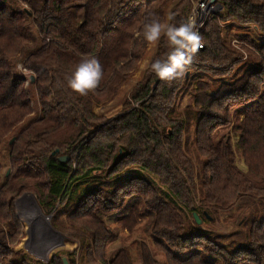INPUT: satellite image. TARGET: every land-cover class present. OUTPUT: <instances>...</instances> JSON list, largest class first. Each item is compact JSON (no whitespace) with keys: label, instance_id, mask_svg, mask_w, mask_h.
Here are the masks:
<instances>
[{"label":"trees","instance_id":"trees-1","mask_svg":"<svg viewBox=\"0 0 264 264\" xmlns=\"http://www.w3.org/2000/svg\"><path fill=\"white\" fill-rule=\"evenodd\" d=\"M192 1L0 0V264H32L13 248L22 238L15 201L26 191L53 228L73 230L79 253H65L73 263L84 255L92 264H264L258 209L248 215L247 235L225 244L193 217L211 221L246 206L264 209V145L249 142L254 133L264 137V43L243 34L258 54L239 60L233 74L232 64L219 72L242 54L223 36L227 28L211 23L236 18L264 36V0H213L221 12L206 20L204 47L192 63L212 58L202 68L212 74L190 66L167 83L149 73L116 117L93 111L113 99L140 60L146 40L135 33L153 18L185 22ZM158 45L156 55L164 56L166 39ZM85 56L99 60L104 77L80 96L66 77ZM18 65L34 79L26 82ZM181 94L195 109L192 134L193 112H177ZM141 223L163 263L143 241L136 254L128 247L106 253L118 229L131 232ZM58 261L53 256L47 264Z\"/></svg>","mask_w":264,"mask_h":264},{"label":"rangeland","instance_id":"rangeland-1","mask_svg":"<svg viewBox=\"0 0 264 264\" xmlns=\"http://www.w3.org/2000/svg\"><path fill=\"white\" fill-rule=\"evenodd\" d=\"M200 2V0H194V2L192 1L191 3V13L193 11L196 10L197 8V4ZM215 8L212 9V11H210L209 15L202 20V22L198 23L199 29H201V31L203 30L204 24L206 22V20H208L211 16H214L215 14L221 12V6L217 4V8L216 5H213ZM190 15V13L188 14V16ZM189 18V17H188ZM187 18V19H188ZM224 20H218L215 19V21H212L211 23L213 24V22H218L219 26L221 27H225L227 28L225 31H223V36L230 40V44L231 46L237 50L238 53L242 54V58H236L233 61L228 60L225 61L223 64L219 65L220 68L223 69H219V72H225L226 69H224V67L222 66H230V64L233 65V70L230 71L231 74H233L237 68V66L239 65V62L244 61V60H248L251 57V54H258L257 51L255 50L254 46H252L250 43H248L247 41L241 40V36L243 34H249L251 35L253 38H255L256 40H258V43H264V36H262L261 34H259L257 31L253 30L251 28V25L247 26V25H243L241 24L240 20L236 19V18H223ZM210 27H208L209 29ZM201 31L199 30L200 34ZM257 44V43H256ZM141 58L140 60L136 63L134 69L129 73V75L126 78V81L122 84L121 88H119L116 93H114V97L113 99H111L109 102L103 104V105H98L95 106L93 108L94 113L99 116V117H104V118H108V119H112L114 117H116L122 110L123 105L125 104L126 101L129 100V96L130 93L132 91V89L141 81L144 80V78L147 76V74H149L150 72L148 71H143L141 72L140 68H141V64L142 62L147 59V58H151V59H155L156 58V54H159V45H155V46H151L149 45V43L146 41V45L144 47V49L141 50L140 52ZM162 54H166L162 53ZM199 55H201L200 53H198ZM163 56H157L158 58H162ZM254 59V58H253ZM199 64L200 65H190V66H196L201 69L198 68V70H200V72H205L207 74H212L213 72H206L204 71V69L202 68H208V66H211L212 64V58H208L207 60L205 59H198ZM241 60V61H239ZM197 62V61H195ZM231 62V63H230ZM189 66V67H190ZM188 67V68H189ZM192 68V69H197V68ZM202 70V71H201ZM223 70V71H221ZM24 72V71H22ZM188 72V71H187ZM25 77H26V82H28L29 76H33L30 72H24ZM230 73L226 75H222L224 78L230 76ZM31 74V75H29ZM34 79V76H33ZM32 81V80H31ZM31 97L35 98V94L34 91L32 90L30 93ZM244 99V97H243ZM190 98L187 95H179V99L177 102V107L178 110L177 112H180V114H182L183 116H185V112L187 110H191L193 113H191L188 118L191 121V125L189 126L190 128V133L192 134L193 129H194V124H195V109L193 107L190 106V108H188V105L190 104ZM194 109V110H193ZM34 112V111H33ZM249 142L250 144L258 149L260 148L262 145H264V137H260V135H258V133H254L249 137ZM6 148V147H5ZM6 149L2 150V157L5 158L6 157ZM247 158L250 159V161L252 162V158L249 156V154L246 156ZM6 161V160H4ZM239 162V166L241 167V169H244L242 167H244L243 163L241 160L238 161ZM259 162L260 165L262 167V169H264V155H262L259 158ZM253 163V162H252ZM6 166L3 167L2 172H7L6 171ZM10 171L8 170V173ZM7 173V174H8ZM30 195L33 199V201H35V197L31 192H24L22 195H20L16 201H15V206L17 207V214L19 216V218L22 221V238L19 240V242L13 246L14 250L17 251L20 254L23 255H27L30 257V262L32 264H47L51 258L53 256H56L57 258H59V261L57 262V264H62V262L60 261L61 257H65L67 264H92L88 261H86V257H84L81 260V255L80 256H76L75 257V263H73L71 261V259H68L66 256V252H73L75 250V254L77 255L79 253V241L78 238L76 236L73 235V233H71V231L68 232H60L58 230H56L55 228L52 227L51 222H50V218H49V226L52 228V230L58 231L59 234L62 237V240H58V241H53L50 239H46L42 236H40V232L39 231H35L33 227H31V222L27 216V213L25 212V210L23 209V207L20 205L19 200L21 197H23V195ZM251 204V201H247ZM37 204V203H36ZM38 206V205H37ZM258 209L259 210V214L264 215V209H262L260 206H246L242 212H240V214H233L234 217H230L232 214L230 213H220L219 216H216L214 219H212L211 221H202L200 222L199 225H201V228H206L210 231H212L215 235L218 236H223V238L220 239L221 243L225 244L226 242H230V241H241L244 236L247 235L248 232V227L246 226L247 221L249 220V213L252 209ZM254 209V210H255ZM239 215V216H238ZM238 216V217H236ZM63 224H67L68 226L70 225L67 221L62 220ZM242 223V225H241ZM111 228H113V230H115V225H110ZM30 229L32 230V232H30ZM76 231V229H74ZM118 235L117 238L110 242L109 246H107L106 248V253L110 254L115 252L119 247H128L129 249H131L133 254H136V245L140 242L143 241L145 242L151 252L153 253L155 259L160 262L163 263L164 261V255L157 250L153 244L151 239L149 238L148 234L146 233L144 224L141 223L139 225H137L131 232L126 231L124 229H118L117 231ZM238 238V239H237ZM85 239L89 238L86 237ZM87 241V242H88ZM50 244L56 245L53 249L48 250ZM36 247V248H35ZM35 248V249H34ZM83 253L85 254V250L83 251ZM134 258L136 259L137 257L134 256Z\"/></svg>","mask_w":264,"mask_h":264},{"label":"clouds","instance_id":"clouds-1","mask_svg":"<svg viewBox=\"0 0 264 264\" xmlns=\"http://www.w3.org/2000/svg\"><path fill=\"white\" fill-rule=\"evenodd\" d=\"M172 19L173 16L169 15L167 21ZM167 21L153 18L144 24L143 33L138 31L135 36L139 38L142 34L151 46L157 45L162 37L166 39L169 51L162 58L145 59L140 70L154 73L161 81L171 83L184 77L196 54L204 47V39L194 16L178 25ZM17 70L24 71L23 66L18 65ZM103 77L104 69L99 60L85 56L66 77V83L72 92L87 96L99 87Z\"/></svg>","mask_w":264,"mask_h":264},{"label":"bare ground","instance_id":"bare-ground-1","mask_svg":"<svg viewBox=\"0 0 264 264\" xmlns=\"http://www.w3.org/2000/svg\"><path fill=\"white\" fill-rule=\"evenodd\" d=\"M18 203H20V205L23 207V209L27 213V216L31 222V227H33L34 232L36 230L39 231L41 238L43 236L46 239H50V240L53 239L54 241L62 240L61 235L56 233L49 226V223H48L49 220L43 216L42 212L37 208L35 202L33 201L30 195L26 194L24 197H22L19 200ZM53 246L52 244H50V246L48 247L49 248L48 250H51Z\"/></svg>","mask_w":264,"mask_h":264},{"label":"built area","instance_id":"built-area-1","mask_svg":"<svg viewBox=\"0 0 264 264\" xmlns=\"http://www.w3.org/2000/svg\"><path fill=\"white\" fill-rule=\"evenodd\" d=\"M213 5H216L217 8V4L212 3L210 0H200V2L197 4L196 10L192 13L190 12L188 17H195L198 30L201 31V29H199L198 23L202 22V20L209 15L210 11L215 8Z\"/></svg>","mask_w":264,"mask_h":264},{"label":"water","instance_id":"water-1","mask_svg":"<svg viewBox=\"0 0 264 264\" xmlns=\"http://www.w3.org/2000/svg\"><path fill=\"white\" fill-rule=\"evenodd\" d=\"M211 2H213V0H210ZM30 79L31 80H33V77L31 76L30 77ZM13 141V139H11L10 140V142H12ZM68 159V157L67 156H60L59 157V160H61V161H65V160H67ZM7 173H8V171H7ZM25 195H23V197H24ZM22 198V197H21ZM20 198V199H21ZM18 200V199H17ZM17 202V201H16ZM35 202V204H36V201H34ZM36 206H37V204H36ZM37 208L39 209V207L37 206ZM40 210V209H39ZM41 211V210H40ZM43 214V213H42ZM43 216L44 217H46V219H48L49 220V218H50V215H45V214H43ZM193 217H194V220H195V222L197 223V224H200V222H201V219L199 218V216L196 214V213H194L193 214ZM50 223V222H49ZM55 231V230H54ZM30 232H32V230H30ZM56 233H58L59 234V232L58 231H55ZM62 238V237H61ZM56 245H58V244H56ZM55 245V246H56ZM55 246H53L51 249H53ZM63 258V264H67V261H66V258L65 257H62Z\"/></svg>","mask_w":264,"mask_h":264}]
</instances>
